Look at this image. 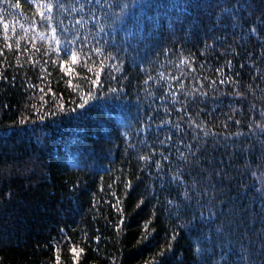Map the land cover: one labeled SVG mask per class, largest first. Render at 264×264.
<instances>
[{"label": "trees", "instance_id": "trees-1", "mask_svg": "<svg viewBox=\"0 0 264 264\" xmlns=\"http://www.w3.org/2000/svg\"><path fill=\"white\" fill-rule=\"evenodd\" d=\"M52 2L75 61L0 0V264H264V0Z\"/></svg>", "mask_w": 264, "mask_h": 264}, {"label": "snow or ice", "instance_id": "snow-or-ice-1", "mask_svg": "<svg viewBox=\"0 0 264 264\" xmlns=\"http://www.w3.org/2000/svg\"><path fill=\"white\" fill-rule=\"evenodd\" d=\"M29 3L33 6L36 7L37 12L41 16V20L44 24H47L49 26V30L52 32V38L56 41V48L55 52L57 53V58L59 55H70L71 58L75 61L76 59V52H75V47L77 45V42L80 41L81 45L87 44L88 43V37L81 38L79 37V34L73 35V30H70L68 27H60V28H55L51 27V21L52 17L45 15L44 10L47 9L49 12L53 10L54 7H60L61 9L64 8L62 4L54 5L52 0H29ZM99 7L101 9V13L107 18L109 10L112 11L113 16L117 20H122V21H132V27L134 29H139L142 24L147 22V17L145 13L149 11L153 5L151 3V0H104L103 3H100V0H95V3L93 0H84V2L77 4L76 6L73 7V11H76L77 8L81 12H88L90 15V19L93 21H96L97 23L99 22V17L95 14L96 13V8ZM64 24V21L61 20V25ZM7 27V26H6ZM35 27V25H33ZM103 28V26H100ZM134 34V33H130ZM41 36L44 35L43 32L40 33ZM61 36L63 38H61ZM94 42H98L101 37L99 36H94L92 37ZM7 47H11V45H6ZM96 52H101L102 50L100 48L95 49ZM3 52V49H0V53ZM123 62V61H122ZM59 63L63 67V61L60 60ZM103 63V62H101ZM97 79H99V76H97ZM221 83H225V81H221ZM92 85H97L96 80L91 81ZM165 91H168L167 88L164 89ZM49 91H52L51 88H49ZM77 91H82L81 89H77ZM115 89H108V93H113L115 92ZM99 94L100 96H105L106 93L101 90L97 86V92H93L89 90L87 93L82 94L79 98L82 101V103L77 104L75 107L72 106H66L64 103H61L59 105V109L61 111H68L76 116H79L81 113L78 111V109L83 108V105L88 103V101ZM173 97L175 98V94L173 93ZM45 115H56L54 111L45 113ZM44 117L41 116L40 119H43ZM23 123V121H21ZM164 121H161V124H163ZM175 127L178 129L179 125H175ZM167 159V157H165ZM159 163V161H157ZM122 219V217H121ZM119 224H117V228H119ZM145 229L149 227L148 224L144 225ZM93 239L92 237H86V240H91ZM98 239V237H96Z\"/></svg>", "mask_w": 264, "mask_h": 264}]
</instances>
